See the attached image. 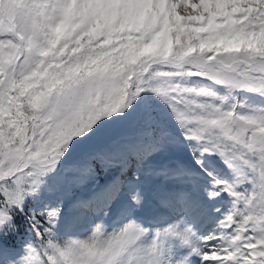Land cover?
<instances>
[{
    "label": "snow or ice",
    "instance_id": "6c2138e0",
    "mask_svg": "<svg viewBox=\"0 0 264 264\" xmlns=\"http://www.w3.org/2000/svg\"><path fill=\"white\" fill-rule=\"evenodd\" d=\"M0 264H264V0H0Z\"/></svg>",
    "mask_w": 264,
    "mask_h": 264
},
{
    "label": "trees",
    "instance_id": "16d2710c",
    "mask_svg": "<svg viewBox=\"0 0 264 264\" xmlns=\"http://www.w3.org/2000/svg\"><path fill=\"white\" fill-rule=\"evenodd\" d=\"M20 238L23 239V232L20 233Z\"/></svg>",
    "mask_w": 264,
    "mask_h": 264
}]
</instances>
